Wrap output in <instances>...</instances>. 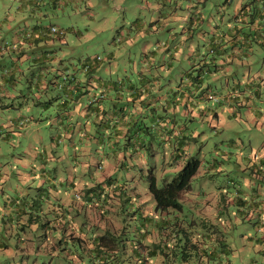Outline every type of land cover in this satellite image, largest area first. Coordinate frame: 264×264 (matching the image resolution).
I'll return each mask as SVG.
<instances>
[{
    "label": "crops",
    "instance_id": "1",
    "mask_svg": "<svg viewBox=\"0 0 264 264\" xmlns=\"http://www.w3.org/2000/svg\"><path fill=\"white\" fill-rule=\"evenodd\" d=\"M34 1L19 0L17 8L25 7L26 2L32 3ZM193 1L167 0L168 10L164 13L169 16V22L167 23L168 34L173 41V45L170 47L169 40H167L164 44V50L153 52L154 58L157 56V60L153 59L146 63L147 65H156L158 68L160 65H166L167 73H155V68L152 69L150 67L127 74L106 72L102 74L91 73L86 76L70 75L65 77L63 75L61 76L63 79L61 82L59 73L50 75L48 69L51 64H46L48 59L53 58L46 48L49 44L48 41L53 40L58 35L49 31L50 25L54 23L45 24L42 22V16L46 14L44 11L36 12L37 10L35 11L28 7L31 10L30 15L34 19L24 20L20 24L14 25V27L13 25L7 27L0 25V110L7 109L6 111H17L19 113L12 115L8 119L10 126L6 129L3 138H9L12 132L24 126L22 124L19 125L18 120L20 118H24L25 122H28L21 111L22 105L28 108L29 111L35 109L40 113L44 112L51 104H57L55 115L51 116L50 119L56 124V126H51L52 130L55 129L51 135L52 141H59L63 134L69 139L71 144L76 139L84 144L85 159L83 160V170L86 168L90 169L89 161H92L93 158L92 154L88 153V151H91L90 146L98 145V147L102 148L101 152L108 156L109 161L106 165L107 174L102 175L98 179L94 178L102 186L98 189V193L103 192L107 188L114 195L113 202H118L119 198L115 197V194H119L116 191L120 186L116 181L106 182V178L110 177V175L113 176L116 169L122 166L119 165V161L122 162L120 148L116 146L122 143H135L136 139L140 138L143 133L142 126L145 123L150 124L151 132L149 134L151 137L154 135V138L162 142L165 159L169 157L173 159L177 148L181 147L183 141L186 140L187 135L182 132V123L177 121L176 116L187 112L192 116L195 113L193 105L208 98L206 95L205 97H203L204 95L196 96L197 88L190 93L191 84L189 80L187 82L184 78L179 82L181 76H187V69L190 67L199 68L198 73L201 75L199 77L201 80L200 87H207L208 91L210 90L209 92L207 91V95L209 93L214 94L212 100L217 102H220L221 98L226 100L231 110L229 116L241 117L247 120L248 114L256 113L261 117V120L255 121L254 124L264 129V111L258 105V102L264 101H262L259 88L257 86L254 87V84H256L255 77L264 76V65H261L264 60H261V69H256L254 72L251 66L258 60L250 59L252 50L256 48H254L253 43L256 46L260 41H264V0H249V2L247 0H238L233 7V13L230 16L228 14L226 20H224L226 4L218 5V8H216L217 14L213 15L210 13L209 19L205 20L201 14L200 7L209 11L213 5L208 4V1L211 0H197L201 2L199 6L192 4ZM230 2L231 0H226V3ZM28 3H26V6H29ZM219 8H222L221 12H219ZM156 12L158 14L157 20L160 21L163 12H160L157 8ZM190 51L194 55L190 56ZM35 64H39L38 67L33 66L36 70L32 69V65ZM238 65L247 66L244 70L247 81L243 83V87L240 86L239 80L236 78ZM222 75H231L234 81H231L232 78H226L224 83H222ZM163 79L167 81L164 88L159 85ZM215 84L216 87H214ZM257 85L259 86L258 83ZM218 86L225 87L226 93L221 94L219 90L215 91ZM165 89L170 91L164 93ZM151 91L152 93L155 91L158 93L156 95L157 107L163 105V103H160L161 100L167 102V110L164 107L161 116L157 114V116L152 118L145 113V102L152 103V99L148 100ZM101 92L103 96L96 98V96L101 95ZM216 93L221 96L220 99L218 95L216 96ZM43 97L47 99H43ZM92 98L95 101L89 102ZM32 105H34L33 108ZM236 106L242 107L243 110L240 108L235 109ZM208 110H211L214 117H219L216 109L208 107ZM244 112L247 117H244ZM16 131L19 132V130ZM188 134V137L192 135L191 133ZM224 140L226 144H229L227 139ZM254 141L249 138L250 144L255 143ZM188 144L189 142L186 141L183 144L185 149ZM103 147H109L111 153L105 151ZM26 149L30 152V157H36L40 162L46 163L48 159L54 157L51 153L52 149L46 151L43 148L42 152L34 145ZM134 150H137V148L135 147ZM251 150L259 152V159L256 161V157L252 160L244 155V159L249 164L248 169L264 178V140L261 147L257 148L253 145ZM238 157L243 160L242 155L238 154ZM22 160L23 158H21ZM25 160L31 159L26 158ZM124 160L126 159L124 158ZM99 165L100 167L98 166V168L100 169L103 168L102 165L104 166V164ZM31 166L33 169L35 168L33 163H31ZM42 166L41 168V165H39L38 168H41V172L44 174V163H42ZM10 172L7 165H0L1 191L4 192L3 188L5 187L9 190L12 189L13 192L7 195L3 205H0V242H4L0 243V255L8 254L13 257V264H25L26 256H32L34 252L38 253V255H47L51 252L55 254L60 248L57 243H63L68 238L74 242L81 241L83 243L82 249L86 248V251L93 247L94 237L100 235V230L97 229L105 223L102 222L101 218L96 222L95 220H89V217L86 216L87 209L93 211L97 209V205L94 203L95 200L90 205L86 202L87 199L91 201L96 198V192L93 193V197H85L84 201L80 202V200H75L73 196L66 195V192L62 194L56 185L55 176L48 174L46 179L52 185L50 205H53L50 207L47 205L46 209H44L40 199L47 192L38 189L36 191L38 199L31 197L30 191H28L29 187L26 191L21 190L18 183L14 184L10 180ZM34 172V170L31 171V173ZM92 174L94 175V173ZM246 180V190L249 191L251 189L250 195L244 196L247 191L242 187H237L235 199L221 197L219 202V197L217 196L212 198V201L207 200L199 210L201 217H192L191 220H195L194 222L197 224V219L201 221L206 218L203 221L205 222L204 224L211 225L210 219L217 218L220 211H223V208L230 203L244 207V204L248 201L249 205L244 209L238 208V211L240 213L245 212V218L247 219L257 215L254 218L257 223L264 224L262 221L264 197L260 195L264 193V189H258V187L262 186L252 185L250 180ZM67 182H70L71 185L75 184L73 181ZM67 182L65 180V183ZM60 185L62 186L61 182ZM185 193H183L181 200L186 197ZM48 198L47 194L45 200ZM140 199L138 198L139 203H144L141 206L142 213L140 218L142 216H150L152 221L162 218L159 212L154 211V202L150 198V193L140 196ZM140 204L137 205L140 206ZM185 204L190 207L196 206V203L190 201L189 197L186 199ZM246 209L251 210L246 211ZM43 210L44 212H49V216L45 214V220L50 217L53 218L55 235L50 238L34 239L33 236H40L39 233L44 232L43 230L38 231L39 218L36 215L37 211L44 213ZM112 218H114L115 222L122 220L117 214H113ZM238 219H240L239 216ZM85 224H88L89 228L93 226L95 233L88 234L83 228ZM16 228H21L25 231V234L20 236L17 232L19 237L14 238L12 235ZM202 230V237L203 235L206 236L207 244L204 239L198 241L199 245L195 244L192 248L197 250L196 258L193 260L192 255H189L190 258L184 260L181 264L200 263L206 248L210 254L216 253V247L211 244V240H214L217 236L216 230L212 228H202ZM116 231L117 229H115ZM166 233L168 231H161L158 227H151V232L149 233L144 229L142 235L136 233L138 236H142V239L144 237L143 241L139 240L140 242L137 241L138 245H135L131 240V247L122 246V248L119 245L120 242L115 243L108 238L107 240H110L111 246L110 248L105 247V249L107 251L109 249V252L113 253V260L116 261L114 264H123V260L129 257L135 261L133 264H160L162 259L160 253L147 256L145 263L142 260H135L134 254L137 252L136 247L141 254L148 252L155 243L165 240L164 235ZM120 236L121 232L116 237L122 240L123 238H120ZM192 239L196 240L195 237ZM14 241L15 243H13ZM204 242L206 248L203 246ZM120 248L125 250V255L121 253ZM20 258L24 260L21 261ZM62 261L61 259L58 263L66 264L65 261ZM34 264H37V262L35 261Z\"/></svg>",
    "mask_w": 264,
    "mask_h": 264
},
{
    "label": "rangeland",
    "instance_id": "2",
    "mask_svg": "<svg viewBox=\"0 0 264 264\" xmlns=\"http://www.w3.org/2000/svg\"><path fill=\"white\" fill-rule=\"evenodd\" d=\"M237 1L231 0L230 3H226V0L223 2L222 0L208 1V4H213L212 7L209 11L200 7L201 14L207 20L210 13L217 14L216 8H218V5L226 4V16L224 17V20H226L228 14L230 16L233 13V7ZM247 1L249 2V0ZM26 3L25 7L18 9L19 0H0V25L2 27L13 25L14 27V25H18L24 20L34 19L30 15L31 10L28 7L37 10L36 12L44 11L46 14L42 16V22L45 24L54 23L63 30L61 34L63 39L55 37L53 40L48 41L49 44L46 46L47 51L53 57L46 61L47 65L51 64L48 72L50 75L59 73L61 82L63 80L61 76L63 75L66 77L106 72L130 73L145 68L148 69L152 65L146 63L153 59L157 60V56L154 58V51L164 50V44L167 40H169L170 47L173 45V41L168 34L169 16L164 13L168 10L167 0H35L28 3L29 6H26ZM192 4L199 6L201 2L194 0ZM156 8L163 12L160 21L157 20ZM221 10L222 8H219V12ZM164 23L165 25H163ZM253 46L256 48L252 50L250 59L258 60L251 66V69L255 72L256 69H261V60H264V41H260L256 46L253 43ZM97 55L100 60L91 70L85 71L82 68L83 61H92ZM191 55H194V53L191 52ZM38 65H32V69L36 70L34 67H38ZM261 65H264V63ZM245 68L247 66H237L236 78L239 80L241 87L247 81ZM226 78L231 79L232 77L231 75H222L221 82L224 83ZM255 79L256 84H254V87L259 88L262 101H264V76H256ZM166 82L163 79L159 85L164 88ZM257 83L262 87H259ZM214 87H216V84ZM217 90L221 94L226 93L225 87L218 86L215 91ZM167 91L170 90H166L164 93ZM156 95V93L149 95L148 100L152 99L150 106H154L159 114H163L162 110L166 107L167 102L161 100L160 103H163V105L157 107ZM208 95L206 92V97ZM217 95L220 99L221 96L216 93ZM43 99L47 98L43 97ZM258 105L264 111V102H258ZM56 106L57 104H51L44 112L39 113L35 109L29 111L28 108L22 105L21 111L28 122H25L24 118H20L18 123L24 126L16 129L20 133L16 130L12 132L11 138H3L6 129L10 126L8 119L19 113L17 111H6L7 109L0 110V165L4 164L9 167L11 171L10 180L14 184L18 183L21 190L26 191L30 188L28 191H30L31 197L38 199L36 197L38 189L47 192L40 199L44 209L47 205L48 207L53 205H50L52 185L46 179L48 174L55 176L56 185L62 194L66 192V195L73 196L75 200H80V202H83L85 197H93V193L96 192V198L91 201L87 199L86 202L90 205L95 200L94 203H96L97 209L96 211L87 209L86 216L89 217V220L97 222L101 218L102 222H105L97 229L100 230V234L107 232V236L113 237L121 232L120 238H123L121 246L131 247V240L135 245H138L137 241L144 240V237L142 239V236L138 235H142L144 229L150 228L149 222H145V227L141 226V206L144 203L140 204L138 201L140 196L149 193L147 187L148 175L152 172L155 175L156 184L161 185L176 173L190 155H196L200 160V165L191 180V189L185 193L186 197L181 200L182 208H168L169 214L166 216L171 217L173 220H171V232L174 229L177 230L178 224L185 223L192 217L200 218L199 210L207 200L212 201V198L217 196L219 202L221 197L235 199L237 187L247 189L246 179L250 180L252 185L262 186H257L258 189H264V178L249 171V164L244 159V155L252 160L256 157V161L259 159V152L251 150V147L253 145L257 148L262 146L264 129L254 124L255 121H260L261 117L256 113H250L248 118L245 112L244 117H247V120L241 117L229 116L231 110L225 99L221 98L220 102H217L212 98H206V100L193 105L195 113L192 116L188 112L176 116L177 121L182 123V132L187 135L186 142H189L185 153L176 161H173L171 157L165 159L162 142L154 138V135L151 137L148 131L145 130H143L140 138L136 139V142L133 140L135 143H122L116 146L120 148V158L122 159V162L119 161L122 167H118L113 176L115 178L113 181H116L120 186L116 191L119 194H115V197L119 198L118 202H113L114 195L107 188L98 193V189L102 186L95 179L107 174L106 165L109 161L108 156L101 152L102 148L98 145L90 146L91 151H88V153L92 154L93 157L92 161H89L90 169L83 170L84 144L78 139L71 144L63 134L59 141H52L51 135L55 129L52 130L51 126H56V124L50 119L51 116L55 115ZM33 107L34 105H32ZM208 107L216 109L219 117H214ZM239 108L243 110L242 107H235V109ZM254 116L255 118H253ZM188 133H191L194 138L188 137ZM249 138L255 140V143L250 144ZM224 139H227L229 144H226ZM33 145L42 152L43 148L46 151L52 149L51 153L54 157L48 159L46 163L38 161L36 157H30L31 154L26 148ZM135 147L137 150H134ZM104 149L111 153L109 147ZM238 154L243 156V160L238 157ZM21 158H23L22 161ZM26 158L32 161H27ZM31 163L34 164V169ZM42 163H44V174L41 172ZM99 164H104L102 169L98 168ZM39 165H41V168H38ZM33 170L35 172L31 173ZM65 180L66 182L73 181L75 184L65 183ZM3 189L4 192L0 188V205H3L7 195L13 193L12 189L9 190L5 187ZM250 192L251 189L247 193H242L247 196L250 195ZM47 194L49 198L45 200ZM260 195L264 197V193ZM188 197L190 201L196 203V206L190 207L185 204ZM137 204H140V206ZM248 205V201L244 204V207L230 203L223 208V211H220L217 218L210 219V222L214 224L213 229L217 233L216 238L211 240L212 243L210 241L216 247V253L214 254H209V250L205 246V242L207 244L206 236L203 235L202 237L203 232L201 234L193 231L195 239L198 241L205 240L203 246L206 248L204 254H202L201 262L197 264H264V224L257 223V220L254 219L257 215L247 219L245 218V212L240 213L238 211V208L244 209ZM249 210L251 209H246V211ZM48 213L40 211L38 222L42 223L45 220V214ZM113 214H117L122 220L115 222L112 218ZM238 216L240 219H238ZM262 217L264 222V214ZM197 221H200V219H197ZM83 228L88 234L95 233L93 226L89 228L88 224H85ZM115 229H117L116 232ZM197 229L199 228L197 227ZM41 230L44 231L42 226L38 228V231ZM17 232L20 236L25 234V231L21 228H16L12 235L14 238L19 237ZM39 235L33 236V238H43V233H39ZM179 236L183 238L181 232H179ZM164 241H161L162 248L168 249L171 253H176L175 258L172 261L169 259L166 264H173L174 262L179 264L182 261L181 245L184 241L180 242L179 240V245H173L175 242L172 240ZM192 241L194 242V240ZM166 242L168 248L164 245ZM66 247L65 251H62L61 248L58 251L59 257H64L63 261H68L65 262L66 264H80L81 258L87 259L82 246L76 241H69ZM123 250H121V253L125 255V250ZM190 250L192 252V249ZM160 255H163V253L161 252ZM53 256L55 257V255ZM196 256L197 253L193 250V260ZM41 257L38 256V259ZM33 258L34 256L30 257V261ZM49 258L48 256L45 260L47 261ZM0 260L11 264L13 257L3 254L0 255ZM43 260L44 258L40 262ZM123 264H133V260L126 258L123 260Z\"/></svg>",
    "mask_w": 264,
    "mask_h": 264
},
{
    "label": "trees",
    "instance_id": "3",
    "mask_svg": "<svg viewBox=\"0 0 264 264\" xmlns=\"http://www.w3.org/2000/svg\"><path fill=\"white\" fill-rule=\"evenodd\" d=\"M55 33L58 35L59 38L60 37H61V39L63 38L61 36V34L63 33L62 29H61V33H59V32H55ZM98 60H100V57L98 55L92 61L85 60L82 63V68L85 71H87V70L89 71L94 67L95 64H97ZM151 67H152V69L155 68L154 69L155 71L153 70L155 73H167V70H168L166 65L165 66L160 65L159 68L156 67V65H152ZM198 70H199L198 67L196 69L194 66L190 67L189 69H187V76H181L179 79V82H181V80L184 78L186 79L187 82L189 80V82L191 84V89H189L190 93L194 92L195 89L197 88L196 96H203L204 95L203 97H205L206 92L208 91V88L207 87L206 88L200 87L201 80L199 77H201V75H199ZM164 76H166V75H164ZM166 90L167 89H165V91ZM154 93L158 94L156 91L153 93L151 91L149 95H153ZM102 96H103V93L101 92V95L96 96V98H100ZM93 101H95L94 98H92L89 102H93ZM145 104H146L145 105V113L149 117L152 118L154 116H157V114H159L155 110L156 108L154 106H150V104L148 102H145ZM165 109L167 110L166 107H165ZM159 115L161 116L162 114H159ZM142 116L144 117V115H142ZM164 116H166V115L164 114ZM161 119H165V118H161ZM142 129L145 131L147 130L148 133L151 132L150 125L147 123H145L142 126ZM190 137H194V136L190 135ZM186 138H187V136H186ZM185 141H183V144L185 143ZM183 144L181 145V147L177 148L176 153L173 155L174 161H176L178 158L181 157V155H183V153H185L186 149L184 148ZM119 165H121V162ZM199 165H200L199 158L196 155H190L185 160V162L181 165V167L176 171V173L170 179L165 180L164 183H162L161 185L156 184V178L152 172L148 175L147 187H148V191L150 193V198L154 202V211L159 212L162 215V218H158L156 221H152L150 216H142L141 217V226L145 227V222H149L150 228L145 229V231H147V233L151 232V227H153V228L158 227L161 231H163V230L168 231V233H166L164 235L165 240H169L171 238V240L173 242H175V244L173 243V245H176V244L179 245L178 244L179 240H180V242L184 241L183 244L181 245V247H182V254H181L182 258H181V260L182 261H180L179 264H181L184 260H187L190 258L189 255L193 254V249H192L193 246L195 244L199 243L197 239L194 240V242L192 241L193 240L192 238L194 237L193 231L201 233L202 228H206V229L212 228L213 229V227H214V224H211V225L204 224L205 223V222H203L204 219H202L200 222L198 221V223H200V225L198 223L196 224L194 222L195 220L190 219L189 221H187L185 223H180V224L177 223L178 224L177 230L174 229V231L171 232L170 226H171V222L173 220L171 217L166 216L167 214H169L168 208H171V207H173V208L176 207L179 209L182 208L181 197H182L183 193H185L191 189V180H192L193 176L195 175ZM99 167H100V165H99ZM113 176L110 175V177H107L106 182L109 183L110 181L112 182L113 180H115V178ZM39 213H40L39 211L36 212V215L39 218L38 221L40 220V214ZM38 224L39 225L37 228L42 226V229H44L43 238L44 237L50 238L51 236L55 235L54 234L55 225L53 224V218L50 217L49 219L43 221L42 223H38ZM197 227L199 228V230L197 229ZM179 232L182 233L183 238H181L179 236ZM108 238H110V240L114 241L115 243L120 242L119 245L121 246V240L118 239L116 236H113V237L107 236V233L96 235L94 237L93 247L89 248V250L87 249V251H86V248H83V250L85 251V256H87V259L81 258L82 261L79 263L80 264H114L116 261L113 260L114 259V257H112L113 253L111 254L109 252V249H108V251L105 249V247L110 248V246H111V244L109 242L110 240H107ZM69 241H72V240L68 238L67 240H64L63 243H60L57 241L58 242L57 244L59 245L61 250H65L67 248L66 244H68ZM0 243H4V242H0ZM48 243H50V242H48ZM77 243H79L81 246H83V243L81 241H77ZM61 244H63V245H61ZM161 244H162L161 242L155 243V245H153L149 249L148 252L146 251V253H143V254L139 253L138 248L136 247L137 252H136V254H134L135 255L134 259L135 260H142V262L145 263V261L148 258L147 256H153L155 254H159L162 252L163 255H162V259H161L160 264L168 263L169 259L172 261L175 258L174 255L176 253H171L168 249L162 248ZM164 245L167 246V248L169 247L167 242L164 243ZM60 248L58 251H60ZM121 248H122V246H121ZM121 248H120V250H122ZM190 249H192V252ZM165 250H167V251H165ZM58 251L55 254H54V252H51V253H49L50 255L49 254H47V255L46 254H39L38 255V253L34 252L32 255V256H34L33 260L30 261V257H32V256L27 255L25 264H34L35 261L37 262V264H51L52 262L54 264H59L58 261L61 259L64 260V257H59L60 255H59ZM194 252L197 253V250L194 249ZM140 254H141V256H139ZM53 255H55V257ZM38 256H42V257L40 259H38ZM48 256L51 259L49 258L46 261L45 259ZM43 258H44V260L42 262H40L41 259H43ZM20 260L22 261L24 259L20 258ZM12 261L10 262L11 264H13ZM65 262H68V261L65 260ZM133 263H135L134 260H133ZM0 264H7V261L3 262L0 260ZM173 264H175V262Z\"/></svg>",
    "mask_w": 264,
    "mask_h": 264
},
{
    "label": "built area",
    "instance_id": "4",
    "mask_svg": "<svg viewBox=\"0 0 264 264\" xmlns=\"http://www.w3.org/2000/svg\"><path fill=\"white\" fill-rule=\"evenodd\" d=\"M49 30H50L52 33H55V32H59V33H61V28L57 27V26L54 25V24H51V25H50ZM208 97H209V98H214V94H209Z\"/></svg>",
    "mask_w": 264,
    "mask_h": 264
}]
</instances>
